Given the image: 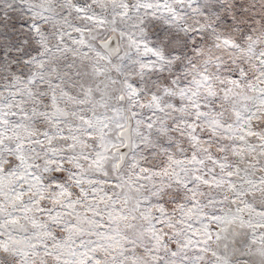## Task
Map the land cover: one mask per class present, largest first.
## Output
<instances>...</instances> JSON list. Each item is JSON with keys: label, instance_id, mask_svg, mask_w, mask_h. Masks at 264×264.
Segmentation results:
<instances>
[{"label": "snow or ice", "instance_id": "snow-or-ice-1", "mask_svg": "<svg viewBox=\"0 0 264 264\" xmlns=\"http://www.w3.org/2000/svg\"><path fill=\"white\" fill-rule=\"evenodd\" d=\"M0 264H264V0H0Z\"/></svg>", "mask_w": 264, "mask_h": 264}]
</instances>
